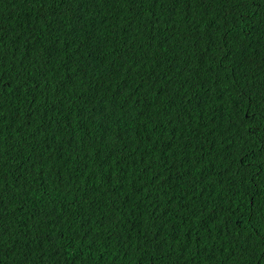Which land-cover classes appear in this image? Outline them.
Segmentation results:
<instances>
[{
    "label": "trees",
    "instance_id": "obj_1",
    "mask_svg": "<svg viewBox=\"0 0 264 264\" xmlns=\"http://www.w3.org/2000/svg\"><path fill=\"white\" fill-rule=\"evenodd\" d=\"M0 264H264V0H0Z\"/></svg>",
    "mask_w": 264,
    "mask_h": 264
}]
</instances>
